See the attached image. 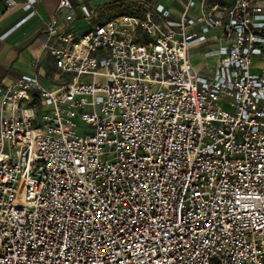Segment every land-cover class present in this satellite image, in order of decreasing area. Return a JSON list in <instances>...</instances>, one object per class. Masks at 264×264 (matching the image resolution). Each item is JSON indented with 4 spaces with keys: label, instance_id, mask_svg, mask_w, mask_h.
<instances>
[{
    "label": "built area",
    "instance_id": "obj_1",
    "mask_svg": "<svg viewBox=\"0 0 264 264\" xmlns=\"http://www.w3.org/2000/svg\"><path fill=\"white\" fill-rule=\"evenodd\" d=\"M78 11L0 85V264H264V6Z\"/></svg>",
    "mask_w": 264,
    "mask_h": 264
},
{
    "label": "crops",
    "instance_id": "obj_2",
    "mask_svg": "<svg viewBox=\"0 0 264 264\" xmlns=\"http://www.w3.org/2000/svg\"><path fill=\"white\" fill-rule=\"evenodd\" d=\"M14 4L7 8L6 2ZM27 0H0V35L10 28L12 31L0 39V85H5L22 74L35 72L44 84L51 82L53 67L49 58L43 54V35L55 14L58 0H35L33 4L34 15L17 25L24 16L22 9ZM228 6L232 0H206ZM264 6V0H257ZM73 4L85 5L91 12L89 20L82 18L78 13L76 27L79 31H86L90 26L110 18L128 14L139 15L144 10L155 5H163L170 11L171 17H178L183 10L184 0H71ZM190 14H198V6L190 9ZM37 61V68H32V63ZM193 62L197 60L193 57Z\"/></svg>",
    "mask_w": 264,
    "mask_h": 264
},
{
    "label": "rangeland",
    "instance_id": "obj_3",
    "mask_svg": "<svg viewBox=\"0 0 264 264\" xmlns=\"http://www.w3.org/2000/svg\"><path fill=\"white\" fill-rule=\"evenodd\" d=\"M203 49H204V47H200L197 49V52L200 53V52H202ZM197 60H198V64L201 65V68H203L205 71L209 70V68L213 65L212 61L203 62V61H199V58H197ZM64 78L67 80H70V75H65Z\"/></svg>",
    "mask_w": 264,
    "mask_h": 264
},
{
    "label": "snow or ice",
    "instance_id": "obj_4",
    "mask_svg": "<svg viewBox=\"0 0 264 264\" xmlns=\"http://www.w3.org/2000/svg\"><path fill=\"white\" fill-rule=\"evenodd\" d=\"M99 215V214H98Z\"/></svg>",
    "mask_w": 264,
    "mask_h": 264
}]
</instances>
